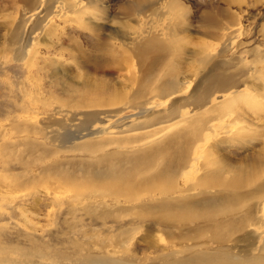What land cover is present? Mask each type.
I'll use <instances>...</instances> for the list:
<instances>
[{"label": "rangeland", "instance_id": "1", "mask_svg": "<svg viewBox=\"0 0 264 264\" xmlns=\"http://www.w3.org/2000/svg\"><path fill=\"white\" fill-rule=\"evenodd\" d=\"M44 1L40 19L41 0H0V264H183L161 219L177 202L152 187L174 178L200 214L232 198L187 175L198 145L226 178L263 170L264 0ZM240 89L251 99L211 113ZM155 93L162 109L123 126L128 135L83 136ZM177 116L186 124L166 132ZM116 182L140 200L108 189Z\"/></svg>", "mask_w": 264, "mask_h": 264}, {"label": "bare ground", "instance_id": "2", "mask_svg": "<svg viewBox=\"0 0 264 264\" xmlns=\"http://www.w3.org/2000/svg\"><path fill=\"white\" fill-rule=\"evenodd\" d=\"M44 2V0H41L32 17L36 15L40 19L43 18L41 14ZM62 4L58 2V6L55 7L60 12L65 10V4ZM32 19L35 20V18ZM236 32L237 30L231 28L226 30L223 34V39L227 38V41L231 40ZM21 35L18 46L24 48L29 44V38L33 34L32 31H26L25 29ZM177 94L180 95L179 90H174L171 95ZM249 96L251 95L248 94L246 89L221 95L218 97L221 105L215 107L211 113H215L216 116L224 114L230 116L234 104L236 105L239 99H244L243 101L247 100ZM157 97L156 93L153 94L139 108L137 113L132 115L131 119L118 117L107 125L92 126L86 130V133L83 132V136L113 138L116 134L120 133L128 135L129 130L123 129V126L127 127V124L132 120L134 122L137 118L148 114L154 108L158 110L162 109L159 107L161 104L156 103ZM169 122L166 132H171L172 130L175 132L176 129L179 128L180 130L186 124L184 121L181 122L180 116L172 118ZM176 125H178V128H175ZM79 133L82 134L81 130ZM193 134L194 141L199 142L203 136V130L201 128L195 129ZM239 134L240 132L238 131L237 136ZM178 135H180V131L173 133L172 138ZM223 135L224 133H220L217 134V137ZM195 150L198 153H195L186 164L187 175H193L195 172L201 173L202 178L197 181L195 187H205L209 189L207 190L209 192L213 190L217 192L227 191L230 192L229 195L232 194V198L229 196V199L225 201H216L211 209L200 214L191 208L186 209L185 204L179 201L177 195L181 190L177 189L174 178L170 180L166 179L164 183H158L153 186L152 191H157L160 195H167L170 201L177 202L175 207H168L161 211V219L176 229L169 237L170 251L179 257V263L183 264H188L189 261H192L194 264H264V164L259 165L263 170L259 169V173L257 172L258 174L256 175H253L252 171L249 175L244 174L243 170H237L233 172L231 177L226 178L225 174L230 172L228 166L223 167L218 162L217 170L209 171L202 165L204 148L198 145ZM257 158L260 162H264V151ZM117 182L112 186H108V189L120 193L121 189L118 187ZM256 182L260 183L256 184ZM111 183L108 185H111ZM129 187L122 190H125L124 193H128L129 197H131ZM147 191L151 190L148 189ZM131 192L134 193V191ZM133 193L131 200L134 197H138L136 199L140 200L139 196L141 195H138L140 193H134V195ZM125 196L127 197L128 195ZM225 196L218 194V198L214 195L209 197L208 200L222 199ZM136 199L135 201H138ZM181 211L184 212L180 214ZM110 264L123 263L117 260L112 261Z\"/></svg>", "mask_w": 264, "mask_h": 264}]
</instances>
